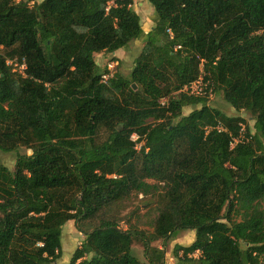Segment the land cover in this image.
Here are the masks:
<instances>
[{
    "label": "trees",
    "instance_id": "1",
    "mask_svg": "<svg viewBox=\"0 0 264 264\" xmlns=\"http://www.w3.org/2000/svg\"><path fill=\"white\" fill-rule=\"evenodd\" d=\"M37 1L0 0V152L16 155L0 165V264H56L69 222L83 240L67 264H166L185 231L176 264H264V0H147L148 33L134 0ZM136 41L130 77L101 83L95 55ZM202 61L252 128L182 91ZM240 124L251 139L231 149Z\"/></svg>",
    "mask_w": 264,
    "mask_h": 264
},
{
    "label": "rangeland",
    "instance_id": "2",
    "mask_svg": "<svg viewBox=\"0 0 264 264\" xmlns=\"http://www.w3.org/2000/svg\"><path fill=\"white\" fill-rule=\"evenodd\" d=\"M43 0H38L37 2L40 3ZM139 2H143L149 6V8H152L150 3L147 0H141L137 1L136 9L139 10L141 17H142V25L145 29V31H148L152 23L149 21H152L154 19V16L152 15L150 9H143L141 6H139ZM153 10V8H152ZM154 14V11H153ZM149 22V23H148ZM144 47L143 41H136L132 44H130L125 50L122 51L119 55V59L117 58L113 62H103V56L97 57L96 61L101 63L100 68L103 72L108 64H111L115 74H120L123 77H130L131 71L134 67V62L136 58L141 53L142 49ZM104 63V64H102ZM209 106L217 108L218 110L222 111L228 116L231 117H242L246 120L248 125L252 128L254 125V121L251 120L249 115L244 111H236L229 105L227 102L223 100V98L220 95L214 94L212 98L209 99ZM193 108H185L183 110L184 115H188L191 113ZM141 147V145H138ZM29 153V152H28ZM16 163V155L15 153L5 154L0 152V165H5L9 167L10 169H14ZM142 199V196L134 195L131 198V201L129 203V207L126 212H129L130 210L135 209L140 201ZM142 209V207H141ZM143 213V209L141 210ZM123 227L126 228L125 225ZM196 238V232L195 231H185L181 232L180 235L172 242H170L169 246L166 248V264H176V260L173 258L172 252L174 249V246L179 244L182 246H190ZM83 240V236L77 231L74 222H69L66 224L63 228V239H62V247H63V256L62 258L56 263V264H67L70 262L71 257L74 253V251L80 246V243ZM154 247L162 248V242H155L153 244ZM134 252L136 256L142 261H146V255L144 251V247L140 243L134 244Z\"/></svg>",
    "mask_w": 264,
    "mask_h": 264
},
{
    "label": "built area",
    "instance_id": "3",
    "mask_svg": "<svg viewBox=\"0 0 264 264\" xmlns=\"http://www.w3.org/2000/svg\"><path fill=\"white\" fill-rule=\"evenodd\" d=\"M180 48V47H177ZM8 64L13 67L14 72H18L22 75H24V71L26 69L25 65H19V62L17 59L9 61ZM204 61H202V69H201V75L200 77L194 81L193 83L185 86L183 88V92L189 94L190 96L195 97H201V98H207L210 99L214 96V85L212 81L208 78L207 73L204 72L203 69ZM115 76L114 69L111 64H108L106 67V71H104L101 75V83L107 84L110 79H112ZM159 104L162 106H165L168 102L167 98L160 99ZM218 132H227L226 128L219 124L215 128ZM212 128L208 127L207 132L211 131ZM138 136L133 135L132 140L137 141ZM251 137L248 136L246 126L244 124H240V130L238 134L232 138V141L230 143L231 149L235 148L238 144H244L248 143L250 141ZM140 147L137 145V149Z\"/></svg>",
    "mask_w": 264,
    "mask_h": 264
},
{
    "label": "crops",
    "instance_id": "4",
    "mask_svg": "<svg viewBox=\"0 0 264 264\" xmlns=\"http://www.w3.org/2000/svg\"><path fill=\"white\" fill-rule=\"evenodd\" d=\"M137 1H141V0H134V9H135L136 12L139 14V16H140V18H141V22H143L139 10L136 9ZM139 6H141L143 9H150L152 15L154 16L152 8H149V6H147V4H145V3H143V2H139ZM149 22L152 23V25L150 26V28H149L148 31H145L146 33L150 32V31L153 29V27H154V19H152V21H149ZM149 22H148V23H149ZM142 26H143V25H142ZM143 28H144V27H143ZM144 30H145V29H144ZM125 49H126V48H125ZM125 49H122V50L116 52V53L114 54V57H115L116 59H117V58L119 59V55H120V53H122V51L125 50ZM101 55L103 56V59H104L103 62H104V63H105V62H108V59H107L108 56H107L106 54H104V53L96 54V55H95V60L97 59V57H99V56H101ZM96 62H97V61H96ZM97 63H98L99 65H101V63H99V62H97ZM104 63H102V64H104Z\"/></svg>",
    "mask_w": 264,
    "mask_h": 264
}]
</instances>
